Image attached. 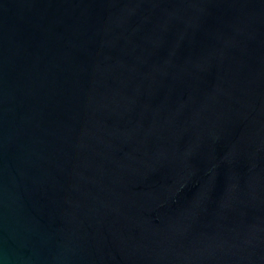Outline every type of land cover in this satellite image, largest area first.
Returning a JSON list of instances; mask_svg holds the SVG:
<instances>
[{
    "label": "water",
    "instance_id": "95a60500",
    "mask_svg": "<svg viewBox=\"0 0 264 264\" xmlns=\"http://www.w3.org/2000/svg\"><path fill=\"white\" fill-rule=\"evenodd\" d=\"M0 264H264V0H0Z\"/></svg>",
    "mask_w": 264,
    "mask_h": 264
}]
</instances>
